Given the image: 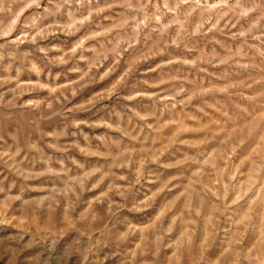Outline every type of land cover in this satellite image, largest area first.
<instances>
[{
  "label": "clouds",
  "instance_id": "9594fccd",
  "mask_svg": "<svg viewBox=\"0 0 264 264\" xmlns=\"http://www.w3.org/2000/svg\"><path fill=\"white\" fill-rule=\"evenodd\" d=\"M0 164V264H264V0H0Z\"/></svg>",
  "mask_w": 264,
  "mask_h": 264
},
{
  "label": "rangeland",
  "instance_id": "374dc122",
  "mask_svg": "<svg viewBox=\"0 0 264 264\" xmlns=\"http://www.w3.org/2000/svg\"><path fill=\"white\" fill-rule=\"evenodd\" d=\"M67 39L68 38H65V37L58 38V40H60V41H64V40H67ZM103 86H106V85H97V86H94V87H96V90H99ZM89 95H91V92H89ZM84 99H88V96H85ZM106 103H112V102H106ZM168 174L175 175L176 173H175V170H170ZM4 175L9 176L10 178H14V177H11V173H9L8 169L6 167H4L3 164H0V179H2ZM8 182H10V181H6V183H8ZM0 199H3L2 195H0Z\"/></svg>",
  "mask_w": 264,
  "mask_h": 264
}]
</instances>
